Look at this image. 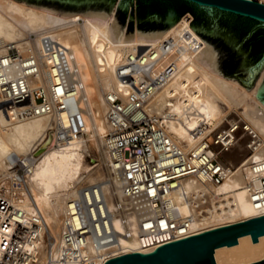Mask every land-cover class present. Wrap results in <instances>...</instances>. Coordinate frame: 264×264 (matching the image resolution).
Masks as SVG:
<instances>
[{
	"label": "bare ground",
	"instance_id": "obj_1",
	"mask_svg": "<svg viewBox=\"0 0 264 264\" xmlns=\"http://www.w3.org/2000/svg\"><path fill=\"white\" fill-rule=\"evenodd\" d=\"M260 2L264 4V0ZM182 16L171 27H136L129 32L118 23L114 10L64 11L25 0H0L3 63L26 73L29 90L46 89L54 74V59L46 44L55 50L60 47L69 57V66L76 69L82 86L79 98L84 128L91 129L72 141H57L52 138L53 114L28 111L27 100L9 101L0 88V182L9 191L3 196L23 210L21 221L34 222L40 233L47 231L52 255L58 256L68 203L87 184L102 189L112 212L108 227L115 233L112 242L99 247L90 236L86 238L83 255H95L90 264H103L107 255L146 253L157 247L139 244L137 220L110 166L106 144V94L115 91L124 99L130 92L117 73L128 54L139 55L134 57L137 72L161 76L162 83L149 94L144 107L150 115L163 118L170 136L183 148L193 147L220 126L238 127L236 143L223 152L232 166L222 181L205 185L196 176L186 175L169 194L180 213L192 217L189 235L264 214V206L256 207L247 188L252 174L248 162L264 158V104L255 95L264 71L250 89L236 78L219 74L211 67L207 50L200 49L205 43L189 25L191 16ZM10 48L18 55L9 56ZM243 124L260 139L252 152L246 147ZM91 150L97 153L95 163L86 158ZM1 221L0 217V244L13 226L10 221L3 227ZM32 242L39 247L38 264H44L42 240L37 236ZM263 258L264 233L257 241L245 233L237 237V243L214 249L216 264H248Z\"/></svg>",
	"mask_w": 264,
	"mask_h": 264
},
{
	"label": "built area",
	"instance_id": "obj_2",
	"mask_svg": "<svg viewBox=\"0 0 264 264\" xmlns=\"http://www.w3.org/2000/svg\"><path fill=\"white\" fill-rule=\"evenodd\" d=\"M46 47L54 59L50 86L29 90L25 86L26 73L16 72L14 67L3 63L0 56V88L9 101L27 100L28 111L53 114L52 138L60 142L72 141L83 133L85 125L79 98L82 86L76 77V69L69 66L66 53L60 47L55 50L52 44H46ZM16 53L10 48L8 55ZM134 57L139 55L134 54ZM134 57L128 54L126 62L117 68L118 76L130 92L124 99L115 91L106 94L105 114L109 130L105 137L110 166L117 174L122 195L137 220L139 244L159 246L192 232L191 215L180 213L169 198L170 192L186 175L196 176L205 185L222 181L232 166L223 152L236 143L238 127L234 124L220 126L193 147L183 148L172 139L163 118L152 116L145 109V100L160 86L162 79L137 72L139 64ZM243 126L248 136L246 147L252 152L260 145L259 136L245 124ZM248 165L252 172L247 181L250 198L256 207L264 206V158L250 161ZM3 193L9 191L6 184L0 182L1 225L5 227L13 221L11 231L0 244V264H38L39 247L32 242L37 236L42 240L40 249L46 254L44 264H90L95 255H83L86 238L90 236L96 247L115 238L114 231L108 227L112 212L102 189L96 184L80 187L77 195L70 199L58 256L52 255L47 231L44 229L40 233L34 222L32 226L21 221L23 210L8 201ZM105 257L109 258L108 255Z\"/></svg>",
	"mask_w": 264,
	"mask_h": 264
},
{
	"label": "water",
	"instance_id": "obj_3",
	"mask_svg": "<svg viewBox=\"0 0 264 264\" xmlns=\"http://www.w3.org/2000/svg\"><path fill=\"white\" fill-rule=\"evenodd\" d=\"M46 1L67 7L105 5L109 13L115 0ZM128 1L131 9L127 29H132L133 0H119L115 15L124 25ZM135 8L136 26L141 29L157 24L171 27L188 11L193 16L189 25L205 43L200 49L207 50L211 67L225 77L236 78L247 89L264 66V4L257 0H135ZM255 95L264 104V76ZM49 139L50 135L46 141ZM245 233L257 241L264 233V214L169 241L150 252L132 251L110 257L103 264H216L214 249L237 243V237ZM263 262L264 258L248 264Z\"/></svg>",
	"mask_w": 264,
	"mask_h": 264
},
{
	"label": "rangeland",
	"instance_id": "obj_4",
	"mask_svg": "<svg viewBox=\"0 0 264 264\" xmlns=\"http://www.w3.org/2000/svg\"><path fill=\"white\" fill-rule=\"evenodd\" d=\"M25 1H27L29 3L38 4V5L50 6V7H54V8L56 7V9H58V10H64V11H84V10H95V9L96 10H98V9L102 10L103 9L105 12H108V6H105V5L104 6H98V5H94L93 6L92 4H89L86 7L84 5L76 6V7H67V6H64L63 4L60 5V3L54 2V1L53 2L52 1H46V0H42V1H38V2L35 1V0H25ZM257 1L260 2L261 0H257ZM118 2H119V0H115L114 3H113V5H112V7H111V10H114V13H115L116 8L118 6ZM132 8H133V28L132 29L131 28L130 29H127L129 32L132 31V30H134L137 27L136 26L135 0H133ZM130 9H131V5H130V1H128V11H127V15H126L125 23H124V26L125 27H127V24H128V21H129L128 18H129ZM183 14L184 15L182 17H185L187 15H190L191 16V20L193 19V16L189 12H187L186 14L185 13H183ZM115 17H116L118 23L120 22L119 24H123V22H121V19L118 18L117 15H115ZM162 28H164V27L159 26V24L155 25L154 28H151L150 27V29H162ZM138 29H141V27H138ZM141 30H149V29H147V27H145L144 29H141ZM13 51L17 52V50H15V48H13ZM17 55H18V52L14 56H17ZM263 71H264V66L262 67V69L260 70V72L258 73V75L256 76V78H255L256 80H258L262 76ZM84 132L86 134H89L91 132V129L88 128V127L87 128H84ZM95 153H96V151H92V150L90 151V155H87V157H86L88 162L95 163V162L98 161L97 153L96 154ZM17 167L20 170V172L23 171V170H21V167L20 166H17Z\"/></svg>",
	"mask_w": 264,
	"mask_h": 264
},
{
	"label": "trees",
	"instance_id": "obj_5",
	"mask_svg": "<svg viewBox=\"0 0 264 264\" xmlns=\"http://www.w3.org/2000/svg\"><path fill=\"white\" fill-rule=\"evenodd\" d=\"M185 13H186V12H185ZM182 15H183V14H182ZM182 15H181V16H182Z\"/></svg>",
	"mask_w": 264,
	"mask_h": 264
}]
</instances>
